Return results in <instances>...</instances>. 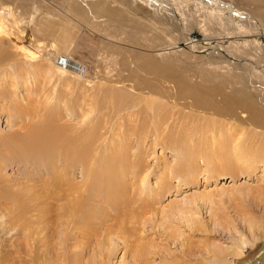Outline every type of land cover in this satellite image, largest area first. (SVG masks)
Instances as JSON below:
<instances>
[{
	"label": "bare ground",
	"instance_id": "6f19581e",
	"mask_svg": "<svg viewBox=\"0 0 264 264\" xmlns=\"http://www.w3.org/2000/svg\"><path fill=\"white\" fill-rule=\"evenodd\" d=\"M65 2L69 13L79 18L74 20L69 16L57 21L50 11H43L44 17H35L38 8L32 6V15L23 19L28 28L38 19L41 22L36 24L38 29L57 37L59 51L66 52L61 54L45 43L48 49L41 56L51 64L56 61L57 53L63 58V55L71 57L70 48L80 39L77 35L83 36L88 31L101 39L104 37L102 44L106 54L98 53V60L103 64V58H106L110 66H103L101 74L95 76L96 81H90L99 93L98 100L84 97L73 103L68 98L65 102L62 99L64 109L60 108L70 112L72 120L78 119V122L61 124L59 116L63 111L57 107L42 117L44 123L26 126L19 135L13 133L4 137L0 133V164L10 156L13 161L26 166L48 165L45 166L46 177L45 174L28 175L32 184L26 188L27 201L21 198L19 191L10 192L0 187V205L7 206L9 201L7 208L16 211L18 217L30 214L25 228L22 225L27 241L36 240L45 248L54 236L61 238L59 234L64 231L67 240L73 239L82 246L80 253H84L92 238L97 241L98 230L106 220L95 201L102 204L107 201L119 209L117 198L124 196L127 185L120 175L131 169L137 179L135 175L144 171L136 159L126 163L133 156L130 152L134 137L145 145L150 138L151 145L161 144L181 152L189 150L190 154L182 152L187 156L182 158L180 155L182 159L179 158L177 163L180 167L175 171L192 176L193 181L202 167L189 160L197 154L202 155L203 148L210 152L200 159L205 163L202 171L206 174H217L218 170L245 172L257 167V163L264 164V72L259 73L248 64H232L226 54L229 52L238 58L244 55L258 64L264 63V0ZM10 11L6 18L9 22L13 20ZM187 12L193 13L195 20L188 30L177 23H185L183 13ZM58 22L63 29H55ZM0 27L6 28L1 17ZM17 44L27 58L38 56L18 41ZM205 52L209 53L205 55ZM71 62L79 65L78 69L81 67L79 61ZM61 68L56 66V71L63 76L69 72L77 78L91 79L88 69L83 73L77 69L75 73ZM14 83L6 90L9 95L3 101L12 102L23 117L20 119L27 120V108L14 93ZM5 89L0 85V97H5ZM8 110H13L11 104ZM74 112L76 115L73 116ZM216 148L225 152L223 162H213ZM101 150L113 151L115 159H104L96 165V153ZM230 154L233 161L228 158ZM79 167L83 171V181L74 183ZM145 177L137 179L141 189ZM64 251V258L69 261L68 252ZM76 253L71 252L75 256ZM28 255L32 257V254ZM74 260L78 261L75 257Z\"/></svg>",
	"mask_w": 264,
	"mask_h": 264
},
{
	"label": "rangeland",
	"instance_id": "374dc122",
	"mask_svg": "<svg viewBox=\"0 0 264 264\" xmlns=\"http://www.w3.org/2000/svg\"><path fill=\"white\" fill-rule=\"evenodd\" d=\"M64 2L65 0H0V17L8 28L0 27V79L4 80L0 82V85L6 87L5 97H0V133L4 137L16 133L19 135L24 132L26 126L44 123L43 118L50 109L63 108V102L67 98L73 103L81 101L84 97L98 100L99 93L93 88V82L91 84L90 81H96L95 76L101 74L103 66H110V62L106 61V58H103V64L98 60L100 53L106 54L102 44L104 37L101 39L99 35L88 31L83 36L78 34L79 41L77 39V42L70 48L72 58L67 55L63 56L70 62L79 61L81 67L78 69L79 65L71 62L76 68L72 65L73 68H61L56 61L51 64L41 56L42 53H45L46 45L48 48L54 46L59 51L57 37L55 38L51 33L46 34V32L40 31L36 25L41 23L38 19L29 28L27 22L23 20L32 15L30 13L33 9L32 6L38 8V10L35 8L37 14L35 17H44L43 11H50L55 15L54 18L58 19L57 21L69 16L75 18L74 20L79 18L69 13L68 3ZM187 2L192 3L193 0H187ZM9 9L13 19L10 22L6 20ZM192 14L190 12L183 13L185 23L177 21L178 25L182 28L187 27L186 30H188V26L195 23ZM77 22L80 25L84 24V22ZM60 23H57L55 29H63ZM186 30L185 33H187ZM11 34L14 35V38H10ZM17 41L24 45L28 51L37 52L38 56L34 59L27 58L20 51ZM59 53L65 54L66 52L59 51ZM208 53L205 52V55ZM61 54L57 53V56L54 55L53 58L56 56L55 60H57L58 56H62ZM226 54L232 64H248L257 72H264V63L258 64L257 61L244 55L238 58L239 56L229 52ZM126 55L123 52V56L126 57ZM56 66L75 73L77 69L81 73L88 69L91 79L77 78L70 75L69 72L67 76H63L56 71ZM46 69L50 71H46ZM13 82H15V89L12 88L14 93L16 92L15 94L20 98L24 108L25 106L27 108V120L20 119L23 117L20 116L19 110L13 106L14 104L12 105V102L3 101L8 97L9 91L6 90L11 88ZM10 104L11 110L13 108L12 111L8 110ZM62 113L63 115L59 116L61 124L78 122V119L72 120L70 112L65 110ZM34 115L36 117L32 118ZM74 115H76L75 112ZM147 141L148 145L141 144V141L138 143L134 137L131 145L133 149L130 152L133 156L126 162L130 163L136 159L139 167L144 168L143 172L138 168L141 174L135 175L138 177L137 179L143 175L146 176L142 183L144 184L143 189L134 178L132 170L126 169L120 175L124 184L127 185L123 192L124 196L117 198L119 209L112 207L107 201H104L103 204L95 201L94 204L101 208V213H103L101 216H105L106 221L98 230L97 241L92 238L91 244L87 246L84 253H80L81 245H77L73 239L67 240L63 227H60L63 232L59 234L62 237H57L59 235H56L57 238L52 237L53 239L49 242L52 244L47 243L45 248L36 240L34 242L33 240L27 241L23 226L25 228L27 225L25 221L29 220L30 214L18 217L16 211L7 208V206L9 207V201H7V206L0 205V264L263 263L264 164L257 163V167L247 169L245 172L229 173L220 172L217 169L219 171L217 174L214 172L206 174V171H202L205 168V163L200 159L202 155L210 154V152L203 148L202 155H198L196 151L194 152L197 154H195V158L189 160L191 164L194 161L199 167H202L201 173L193 181L192 176L179 174L175 171L180 167V164H177L180 161L179 158L187 156L183 153L190 154L189 150L182 151V153L174 151L171 147L164 148L161 144L151 145L149 144L150 138ZM177 152L180 154L178 155ZM139 153L140 158H138ZM214 153L213 162H223L225 152H220L216 148ZM115 156L113 151H98L95 164L100 165L104 159L113 160ZM6 158L4 163L0 164V187L6 188L10 192H20L21 198L27 201L26 188L32 184V181L28 179L29 176L45 174L46 177L48 171L45 166L48 165L26 166L21 162L13 161L10 156H6ZM228 158L233 161L231 154ZM166 166L168 167L165 168ZM38 169L40 170L38 171ZM37 171L41 173H37ZM83 176L82 168H77L74 183H81ZM55 205L54 210L57 209L59 203ZM63 251L68 252L69 261L65 260L66 253L63 254ZM71 252L78 253L75 256ZM241 252L242 254H240ZM28 254H32V257ZM52 255L55 256L52 257ZM73 256L78 260L77 262Z\"/></svg>",
	"mask_w": 264,
	"mask_h": 264
},
{
	"label": "built area",
	"instance_id": "2783aa9c",
	"mask_svg": "<svg viewBox=\"0 0 264 264\" xmlns=\"http://www.w3.org/2000/svg\"><path fill=\"white\" fill-rule=\"evenodd\" d=\"M69 60V59H68ZM67 59L63 58V57H59L58 60H56L57 64L60 66V67H67V68H70L72 67L71 65V62H69Z\"/></svg>",
	"mask_w": 264,
	"mask_h": 264
},
{
	"label": "flooded vegetation",
	"instance_id": "af4514ba",
	"mask_svg": "<svg viewBox=\"0 0 264 264\" xmlns=\"http://www.w3.org/2000/svg\"><path fill=\"white\" fill-rule=\"evenodd\" d=\"M257 263H259V262H257ZM261 264V263H260Z\"/></svg>",
	"mask_w": 264,
	"mask_h": 264
}]
</instances>
